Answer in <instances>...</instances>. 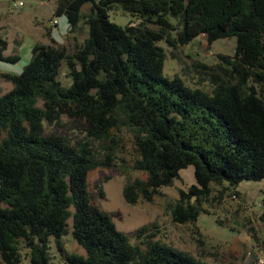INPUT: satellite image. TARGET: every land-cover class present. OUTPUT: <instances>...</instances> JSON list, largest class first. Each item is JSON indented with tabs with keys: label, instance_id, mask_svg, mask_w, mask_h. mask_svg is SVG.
Returning a JSON list of instances; mask_svg holds the SVG:
<instances>
[{
	"label": "trees",
	"instance_id": "trees-1",
	"mask_svg": "<svg viewBox=\"0 0 264 264\" xmlns=\"http://www.w3.org/2000/svg\"><path fill=\"white\" fill-rule=\"evenodd\" d=\"M117 5L134 20L112 22L108 12ZM53 15H65L73 51L53 39L36 43L20 73L0 72L12 85L0 96V263L20 264L22 245L29 264H52L53 236L67 264H208L152 239L151 225L133 233L145 247L132 244L92 201L87 174L98 167L142 173L122 188L134 204L163 195L193 166L195 182L178 190L171 208L178 223L196 221L204 209L190 197L204 196L211 182L264 179V0H57ZM199 34L206 46L235 38L232 54L192 63L207 89L165 77L157 44L175 50ZM6 47L0 36V61H18ZM63 65L67 86L58 77ZM65 117L81 137L52 128ZM125 131L130 163L117 156ZM69 219L84 255L66 252L59 240Z\"/></svg>",
	"mask_w": 264,
	"mask_h": 264
},
{
	"label": "rangeland",
	"instance_id": "rangeland-1",
	"mask_svg": "<svg viewBox=\"0 0 264 264\" xmlns=\"http://www.w3.org/2000/svg\"><path fill=\"white\" fill-rule=\"evenodd\" d=\"M17 0H0V36L6 42L5 55L18 54L19 60L12 63L0 61V72L18 74L31 58L34 44H50L53 39L58 44H67L73 51L72 41L65 39L68 23L65 15L54 16L57 0H22L20 9L13 3ZM89 10V3L83 5L81 12ZM109 19L121 26L127 25L134 17L124 12L118 5L109 10ZM82 24V21L80 22ZM86 35V26H81L77 38ZM164 48L166 57L163 75L172 78L179 75L191 87L207 89V82H199V74L193 69L195 61L214 64L217 53L232 54L235 38L218 39L206 46L202 34L175 50L164 41H158ZM172 52L175 54L172 55ZM67 69H60L59 80L65 86L71 83L66 77ZM10 82L0 78V96L11 89ZM72 121L64 118V124L52 126L59 132L73 138L81 137L79 129L72 127ZM124 148L117 156L130 163V141L127 132H123ZM119 158L117 161L120 163ZM119 172L114 167H98L87 174V189L92 201L106 211L116 228L128 236L132 244L145 247L144 237H135L133 233L141 226L151 225L155 232L152 239L159 240L175 249L188 252L208 264H257L259 255H264V179L244 180L235 187L227 183H210L204 196L190 197L204 209L195 222L178 223L172 218L171 208L177 199L178 190L186 189L195 182L193 166L180 170L179 177L173 183L162 187L163 195L155 196L152 201L139 200L131 204L124 200L122 188L128 178L142 177L140 172L125 169ZM102 189L103 196H100ZM236 192V193H234ZM154 225V226H153ZM69 233L59 240L68 253L84 255V249L77 244L70 233L71 220H68ZM56 238H49V255L52 264H67L60 252ZM20 264H29L28 249L21 245ZM3 264V263H0Z\"/></svg>",
	"mask_w": 264,
	"mask_h": 264
},
{
	"label": "built area",
	"instance_id": "built-area-1",
	"mask_svg": "<svg viewBox=\"0 0 264 264\" xmlns=\"http://www.w3.org/2000/svg\"><path fill=\"white\" fill-rule=\"evenodd\" d=\"M23 5L22 0H17L16 2L13 3V6L15 9H20V7ZM257 264H264V255H259L257 259Z\"/></svg>",
	"mask_w": 264,
	"mask_h": 264
}]
</instances>
